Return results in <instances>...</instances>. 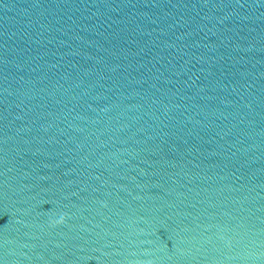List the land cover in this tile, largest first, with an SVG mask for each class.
<instances>
[{
    "label": "water",
    "instance_id": "1",
    "mask_svg": "<svg viewBox=\"0 0 264 264\" xmlns=\"http://www.w3.org/2000/svg\"><path fill=\"white\" fill-rule=\"evenodd\" d=\"M0 264H264V0H0Z\"/></svg>",
    "mask_w": 264,
    "mask_h": 264
}]
</instances>
